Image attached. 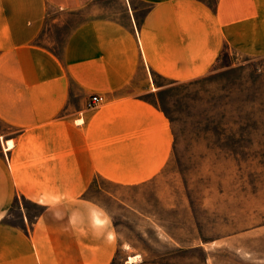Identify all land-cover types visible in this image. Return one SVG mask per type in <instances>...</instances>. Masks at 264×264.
I'll return each instance as SVG.
<instances>
[{
    "label": "crops",
    "instance_id": "crops-1",
    "mask_svg": "<svg viewBox=\"0 0 264 264\" xmlns=\"http://www.w3.org/2000/svg\"><path fill=\"white\" fill-rule=\"evenodd\" d=\"M93 1L0 0V264L141 262L123 257L107 207L128 206L122 187L169 160L159 81L196 79L225 49L264 55V0H126L72 28L59 53L38 42L49 8Z\"/></svg>",
    "mask_w": 264,
    "mask_h": 264
},
{
    "label": "rangeland",
    "instance_id": "rangeland-1",
    "mask_svg": "<svg viewBox=\"0 0 264 264\" xmlns=\"http://www.w3.org/2000/svg\"><path fill=\"white\" fill-rule=\"evenodd\" d=\"M126 4L49 8L38 42L59 53L72 28L116 18ZM159 82L173 146L156 179L122 187L128 206L107 207L121 224L123 257L127 249L138 264H264V55L225 49L200 77Z\"/></svg>",
    "mask_w": 264,
    "mask_h": 264
},
{
    "label": "built area",
    "instance_id": "built-area-1",
    "mask_svg": "<svg viewBox=\"0 0 264 264\" xmlns=\"http://www.w3.org/2000/svg\"><path fill=\"white\" fill-rule=\"evenodd\" d=\"M102 96L100 95H91L88 101L86 102V107L87 108H92L95 107L96 105L100 104L102 102Z\"/></svg>",
    "mask_w": 264,
    "mask_h": 264
}]
</instances>
